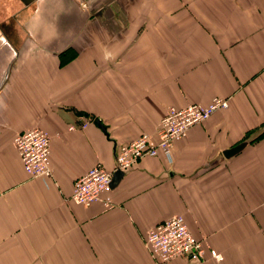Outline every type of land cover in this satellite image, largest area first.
<instances>
[{
  "label": "crops",
  "instance_id": "0c3cea01",
  "mask_svg": "<svg viewBox=\"0 0 264 264\" xmlns=\"http://www.w3.org/2000/svg\"><path fill=\"white\" fill-rule=\"evenodd\" d=\"M7 4L0 264H156L143 237L173 215L203 240L205 256L163 264H264V0ZM213 97L227 98L226 108L191 126L169 157L144 156L117 173L101 195L109 206L72 202L73 181L95 164L113 172L117 146L155 137L168 106ZM32 128L50 137L49 178L29 177L12 145Z\"/></svg>",
  "mask_w": 264,
  "mask_h": 264
},
{
  "label": "built area",
  "instance_id": "2783aa9c",
  "mask_svg": "<svg viewBox=\"0 0 264 264\" xmlns=\"http://www.w3.org/2000/svg\"><path fill=\"white\" fill-rule=\"evenodd\" d=\"M226 106L227 98L222 97H213L207 104L192 103L181 108L168 106L159 121L155 137L141 133L133 140L117 146L113 171H125L144 156L161 153L169 157L173 143L184 138L191 126L205 121L214 111ZM81 126L84 127V124ZM49 142L48 133L39 128L18 132L13 136L12 145L29 177L51 176ZM111 174L98 164L91 166L73 181L70 199L83 206L95 201L109 206V199H102L101 195L110 186ZM143 245L156 264H163L176 257L201 261L205 256L203 240L189 231L180 215L170 216L154 224L144 235ZM209 256L221 260L216 252H210Z\"/></svg>",
  "mask_w": 264,
  "mask_h": 264
},
{
  "label": "water",
  "instance_id": "95a60500",
  "mask_svg": "<svg viewBox=\"0 0 264 264\" xmlns=\"http://www.w3.org/2000/svg\"><path fill=\"white\" fill-rule=\"evenodd\" d=\"M94 123H95L98 127H100L101 130L103 131L104 128H103V126L100 124V122H99L98 120H95ZM245 143H246V142H240V143L236 144L235 146H233V147H231V148L225 150V151L223 152V155H224L225 157H227V156H230L231 154H233V153H235V152H238V151H239V150L245 145ZM119 172H120V171H113V172H112V174H111V182H110V185L113 183L116 174L119 173Z\"/></svg>",
  "mask_w": 264,
  "mask_h": 264
},
{
  "label": "rangeland",
  "instance_id": "374dc122",
  "mask_svg": "<svg viewBox=\"0 0 264 264\" xmlns=\"http://www.w3.org/2000/svg\"><path fill=\"white\" fill-rule=\"evenodd\" d=\"M12 1H13V0H0V13H2L3 10L6 12V10L4 9V4H5V3H9V4H7V5H10ZM13 4L17 6L18 2L16 1V2L13 3ZM0 19H1V18H0Z\"/></svg>",
  "mask_w": 264,
  "mask_h": 264
}]
</instances>
